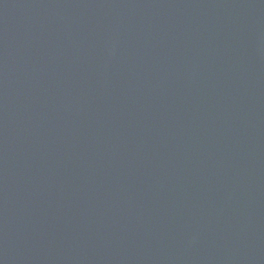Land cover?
Listing matches in <instances>:
<instances>
[{
  "label": "water",
  "instance_id": "1",
  "mask_svg": "<svg viewBox=\"0 0 264 264\" xmlns=\"http://www.w3.org/2000/svg\"><path fill=\"white\" fill-rule=\"evenodd\" d=\"M0 264H264V0H0Z\"/></svg>",
  "mask_w": 264,
  "mask_h": 264
}]
</instances>
